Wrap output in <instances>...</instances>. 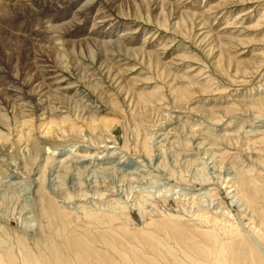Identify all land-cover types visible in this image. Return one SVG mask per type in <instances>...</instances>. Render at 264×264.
Instances as JSON below:
<instances>
[{
  "label": "rangeland",
  "instance_id": "1",
  "mask_svg": "<svg viewBox=\"0 0 264 264\" xmlns=\"http://www.w3.org/2000/svg\"><path fill=\"white\" fill-rule=\"evenodd\" d=\"M75 3L69 10L74 25L108 34L74 42L67 34L74 25L52 27L63 11L16 18L0 10L1 71L22 90L43 83L44 98L50 96L45 108L36 94L9 107L0 91V255L13 250L20 256L19 237L33 251L45 237L39 179L76 225L85 211H111L109 204L130 211L136 222L119 221L128 235L124 244L114 243L125 254H115V264H137L143 258L134 252L138 246L167 256L165 264H214L215 241L205 236L211 224L191 215L236 219L243 234V216L246 222L253 213L264 218V0ZM81 8L87 21L77 20ZM31 52L51 66L42 81L31 80ZM80 103L92 104L91 119ZM103 120L110 121L108 129H91ZM22 132L32 136L29 144ZM60 148L74 149L61 157L52 151ZM86 151L90 156H83ZM65 157L69 171L57 163ZM236 179L241 188L229 187ZM144 220L153 222L148 232L156 238H146ZM160 221L164 230L156 228Z\"/></svg>",
  "mask_w": 264,
  "mask_h": 264
},
{
  "label": "bare ground",
  "instance_id": "2",
  "mask_svg": "<svg viewBox=\"0 0 264 264\" xmlns=\"http://www.w3.org/2000/svg\"><path fill=\"white\" fill-rule=\"evenodd\" d=\"M13 1H16V2H13ZM3 3H4V5H2L0 7V10L4 11L3 14L5 17L14 16V17L18 18L19 15L31 16L29 14L33 15L35 13H40V12H52V11H59V10L63 11L60 16L55 18V22L52 25V27H54L56 29L66 28L68 26V24L74 25V17L75 16L70 15L69 10L72 8V6L75 5L74 7H76L78 5L77 3H75V0H30V3H27L25 0L24 1L5 0ZM85 10H86V8H81V9L77 10V17H78L77 20L78 21H80V22L82 20L84 21L85 16H88V17H86V21L89 19V15L87 13L83 17V13L85 12ZM33 11H35V12H33ZM26 27L28 29H30L28 27V25L25 26V28ZM74 28H76L75 31L67 33V34L72 33V36L76 37L75 40H72L74 42L84 40L85 42L88 43L93 39L96 40L95 37H97L99 34L100 35H107L108 34V33H101L99 29L95 30L94 28L91 31H87V30H85V28H83L80 25V23H77L76 25H74ZM21 32H22V30H21ZM23 33H25L24 36H22L24 41L28 39L29 35L30 36L32 35L31 31H29V34H28V32H27V34H26V32H23ZM120 38L121 37H118L117 41L120 42L121 41ZM123 39H122V41H123ZM66 42H67V40L60 41V45H63ZM145 52H146V50H145ZM59 56L65 57L66 55L63 54V55H59ZM30 59L32 60L33 70H34V72H32V74H31V80H36V79H41V81L44 80V75L48 72V70H50V67H51L48 64V60L45 59L43 56L41 57V54H39V52H31L30 53ZM1 70H3V69L0 68V71ZM3 71H1L3 74H0V78H2V81L0 82V91L2 92V94L4 95V97L6 99H9V105H10L9 107L18 106V104L20 105V103H22V101L27 100V98H32L34 94L39 95L38 96L39 98H37V100L39 103H44L43 104L44 108L49 105V99L48 98L50 96L44 98L45 96H47V93H42L44 90L43 89V83L39 84V85L31 86V88L27 91L22 90L19 86H17L15 84V80L13 78H8L7 75L4 74L5 71L4 72ZM40 88H41V90H40ZM18 93L22 94V99L18 98ZM80 100L81 99H79V97H77L75 102H78ZM72 102H74V101L72 100ZM75 102L73 104L74 107H75ZM47 103H48V105H46ZM69 104H72V103H69ZM91 105L92 104H85L82 107L83 110L86 111L85 115H87V117L90 119L92 118L91 115L93 113L92 112L93 107H91ZM80 106H82L81 103L79 105V108H80ZM68 107H71V106H68ZM82 108H80V109H82ZM66 114H67L66 116L68 119H70V117H72V115H70L69 112H67ZM15 116H17V115H15ZM3 117H4V115H3ZM6 119H7V124H8V122L10 120L8 121V118H6ZM4 120H5V118H4ZM109 123H110L109 120H103L102 123L100 122L96 126L93 125L92 126L93 128H91V129H93V130H95V129L96 130L97 129H108V127H110ZM51 126L52 125H50L47 128L48 129L47 133L51 132V130H52ZM72 128L74 129L75 127L72 126ZM20 136H21V134H20ZM31 137L32 136H30L29 134L24 135L22 132V136L20 137V139L26 140V143L28 142V144H29V142L32 141ZM0 139H4V137L0 135ZM73 149L66 151L65 148H60V149H55L52 151L53 152L55 151V155L62 157V156H65L66 154L70 153L71 151H73ZM90 153H91L90 151H86V152H84L83 156L88 157V156H90ZM68 158L69 157H65V158H63L57 162L61 165V169L63 167H66V169H65L66 171H69V167L66 166V165H68V163H67ZM104 169H108V167H104ZM242 179L243 178H241V180ZM36 184H37L36 185L37 186L36 193L39 194L38 199L39 198L41 199V201H40L41 206L39 207V209L41 211V216H40L41 220H42L41 223L43 224V226L45 224L44 228L47 229V230L45 229V231H44L45 237H43V239L39 238V241L36 244V246L34 245V247L36 248L35 251H33L31 248H28L25 238L19 237L17 239V244L19 246V252H20L19 255L20 256H18L17 253L14 252L13 250H6V251H4V254L0 255V264H115V260L113 259V256H115V254H119L121 257H125V254L122 251H120L114 247V243L118 241L119 243L124 244L123 239L127 238L126 236L128 234H125V231H122L121 228H122V226H126V224L130 223L131 221L132 222L134 221L132 219V216H130L129 210L122 207L124 209H121L120 212H117L115 210H117L118 207L116 208V205L114 207V205L112 206V204H109L106 206V207L109 206L108 209L111 211H107V210H103V209L102 210L101 209L100 210H94V209L91 210L90 209V210L84 212L83 222L80 225H76L74 223L73 216L70 215L71 213L66 212L65 210L59 208L57 206V204L49 198V194L44 193L47 190L45 189L46 190L45 191L43 189V186L41 185L39 179L36 180ZM241 185H242V183H240L237 180V181H234V184H232L231 186L230 185H228V186L233 187V188L236 187V189H237L238 187L241 188ZM228 189H230V188H228ZM243 189H244V187H243ZM99 192L103 196H105V194H106V193H104L105 192L104 189L103 190L99 189ZM209 193H214L212 195L216 194V192H210L209 191L208 195H209ZM235 194H237V193L235 192ZM82 195H84V194H82ZM216 195H218V194H216ZM236 197H237V195H236ZM143 199H144V197H143ZM202 199H203V197H202ZM249 199L251 200L252 198L250 197ZM246 200H247V198H246ZM145 201H147V200H145ZM202 201H205V200L203 199ZM165 202H167V200H165ZM175 202H180V200H176ZM193 203H196V201H193ZM164 204L165 203H162L164 209H166L165 206L167 207V205H164ZM178 204L185 205L184 202H182V201ZM162 205H161V207H162ZM179 206H181V205H179ZM156 207H157V205H156ZM163 207H162V210H163ZM119 208H121V207H119ZM178 208L182 210L183 207L182 208L178 207ZM84 209H86V208H84ZM143 211H145V209ZM197 211H198V209H197ZM169 212H168V214L165 212V214L170 216L171 212H170V214H169ZM192 212H194V211H192ZM160 213H161V211H160ZM175 213H172L171 215H174ZM179 213H181V212L179 211ZM182 214H184V213H182ZM212 214H206V213L200 212L197 215L194 214V215H191L190 217H192L193 219H195L201 223L211 224V225H208V227H211V230H207L206 232H208V233H206L205 236L212 239L213 241H215L216 250L210 254L211 256H213L212 262L214 264H264V254L262 253V255H263L262 256L258 251V248L262 249V247L264 245L263 244L264 243V218L263 217H257L255 215V213H253V215H251L250 217L248 215L249 219H248V222H246L245 220H247V216H243L242 223H243V229L245 230V232H247V233L244 232V234H246V236H247V239H246V236L242 233L243 231H241L238 228L237 223L235 222L236 219H233L232 221H230V219L227 220V218H225V217L223 219L221 217V219H220L217 217V215L215 216ZM180 215L181 214H179V215L175 214V217L181 218L182 216L180 217ZM164 216H166V215H164ZM187 216L189 217V215H187ZM167 217H163V218H167ZM145 218L148 219V217H145ZM151 219H152V217H151ZM186 219H187V217H186ZM76 220H79V219H76ZM119 221L121 222L120 224H123L122 226H118ZM134 222H136V221H134ZM138 222L141 223L140 221H138ZM142 224L147 226V227H142L143 228L142 230H144L143 233L144 234L147 233L148 235H150L146 238L148 239L151 236L156 238L155 235L148 232L152 229L153 222H147L144 220L142 222ZM155 224L157 225L156 228H160L161 230H164V226L167 227V224L162 223V221L157 222ZM52 231H53V233H52ZM136 234L137 233H135V235ZM249 235L254 240L251 239ZM248 240H250L249 241L250 244H248L249 246L245 247L244 244H245V242L247 243ZM143 241H145V240H143ZM149 242L147 243L148 245H150ZM154 243L157 244L158 242H154ZM160 244H164L165 247L168 246L167 243H165L163 241H160ZM240 245H242V247L244 249V251L242 253H240L238 251V248L240 247ZM150 247H152V246L150 245ZM145 248L138 246L134 249L135 253L137 250H140L142 252V255H143V258L140 259L137 262V264H165V262L162 261V258H167V256L165 257L163 254H162L163 256H161L157 252L154 253L155 251L152 252L151 250H150V252L148 251V253H147V249L145 250ZM153 248H155V247H153ZM159 248L160 247H158V249ZM163 248H164V246H163ZM159 252H161V251H159ZM167 252H168V250H167ZM159 258H161V259H159ZM129 264H131V263H129Z\"/></svg>",
  "mask_w": 264,
  "mask_h": 264
}]
</instances>
